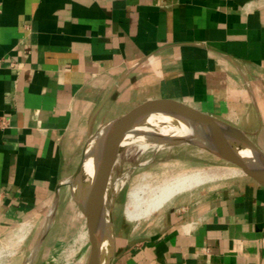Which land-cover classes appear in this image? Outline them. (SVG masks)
<instances>
[{
    "label": "crops",
    "instance_id": "1",
    "mask_svg": "<svg viewBox=\"0 0 264 264\" xmlns=\"http://www.w3.org/2000/svg\"><path fill=\"white\" fill-rule=\"evenodd\" d=\"M164 103L264 151V0H0V264H52L62 231L37 244L53 206L85 222L68 178L89 137ZM219 162L121 225L111 264H264V186Z\"/></svg>",
    "mask_w": 264,
    "mask_h": 264
},
{
    "label": "water",
    "instance_id": "2",
    "mask_svg": "<svg viewBox=\"0 0 264 264\" xmlns=\"http://www.w3.org/2000/svg\"><path fill=\"white\" fill-rule=\"evenodd\" d=\"M170 119L187 122L196 129L200 138L191 139L157 133ZM148 129L157 133L162 144L196 146L224 162L238 166L264 186V151L246 132L214 115L175 103H164L119 115L103 124L89 137L79 164L68 178L71 196L84 214L88 226L90 250L85 264L112 263L116 249V233L111 210L106 209L108 221L105 222L104 191L98 189V184L113 167L117 156L126 145L135 141L150 142L144 137ZM90 148L93 150L91 155L93 159L91 169H86L85 163ZM240 149L249 150L254 162L246 160ZM54 208L53 206L48 219L51 217L53 220ZM46 231L42 232L38 246ZM105 239L109 242L106 249Z\"/></svg>",
    "mask_w": 264,
    "mask_h": 264
},
{
    "label": "rangeland",
    "instance_id": "3",
    "mask_svg": "<svg viewBox=\"0 0 264 264\" xmlns=\"http://www.w3.org/2000/svg\"><path fill=\"white\" fill-rule=\"evenodd\" d=\"M160 147L156 149L150 142L135 141L126 145L117 156L112 167L111 184L104 192V199L106 198L104 207L112 212L115 231H119L121 225H127L130 228L157 210L137 220L126 218L125 207L128 192L140 181L143 175H145L146 181L156 182L165 177L182 173L200 171L211 177L222 171L218 158L196 146L165 143ZM167 200L161 205H164ZM77 211L75 210L74 214L70 211L65 212V216L61 214L62 217H59L60 213L58 215L53 214L54 221L52 220L50 227L53 233L57 231L59 234L62 231L63 234L54 236L53 244H55L50 257L52 258V264L86 263L90 250L89 235L86 230L88 226L86 218L85 222L82 220L81 224L76 219ZM82 230H85V232L82 233Z\"/></svg>",
    "mask_w": 264,
    "mask_h": 264
},
{
    "label": "bare ground",
    "instance_id": "4",
    "mask_svg": "<svg viewBox=\"0 0 264 264\" xmlns=\"http://www.w3.org/2000/svg\"><path fill=\"white\" fill-rule=\"evenodd\" d=\"M145 132L146 133L144 137L147 138V140H149L150 143H152V146H154L156 149L161 148L160 146H162V143H160L161 139L158 138V136L156 135L157 133H159L160 135H171L175 137H185V138H191V139L200 138V136H198L196 132V129L193 128L190 124H188L187 122H183L179 120H172V119L166 122V126L159 128L157 133H155L151 129H148ZM100 136L101 134L99 135V137ZM92 153H93V150L92 148H90L88 157L85 163L86 169H91V161L93 159V157L91 156ZM240 153L246 160L250 162H254L252 154L249 150L240 149ZM128 164L130 165V163ZM111 174H112V168L110 169L109 172H107L106 176H104L102 180L99 182L98 189H100V191L105 192L107 188L110 186L111 178H112ZM207 178H210V176H208V174H203L200 171L177 174V175H173L170 177H165L156 182L146 181L145 175H143L140 181H138L133 187L131 186L132 188L128 192V196H127L128 198H127V203L125 207L126 218L129 220H137V219L143 218L147 216L148 214H150L152 211L162 206L161 204L165 200L171 198V196H174L173 194L183 189L190 188L194 186L195 184L203 182ZM104 202L106 205V198L104 199ZM104 218H105V222L107 223L108 212L106 209L104 210ZM51 220H52L51 217H49V219L46 222V225L44 226L43 232L47 230L46 228H48L49 224L52 222ZM108 244H109L108 240L105 239L104 241L105 249L107 248ZM37 247H38V244H37Z\"/></svg>",
    "mask_w": 264,
    "mask_h": 264
}]
</instances>
